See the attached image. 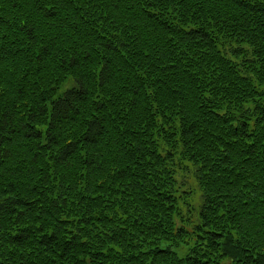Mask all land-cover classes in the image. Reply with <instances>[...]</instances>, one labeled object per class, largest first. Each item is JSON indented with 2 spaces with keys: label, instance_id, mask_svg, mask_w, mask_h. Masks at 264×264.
Returning a JSON list of instances; mask_svg holds the SVG:
<instances>
[{
  "label": "trees",
  "instance_id": "obj_1",
  "mask_svg": "<svg viewBox=\"0 0 264 264\" xmlns=\"http://www.w3.org/2000/svg\"><path fill=\"white\" fill-rule=\"evenodd\" d=\"M0 264H264V0H0Z\"/></svg>",
  "mask_w": 264,
  "mask_h": 264
},
{
  "label": "rangeland",
  "instance_id": "obj_2",
  "mask_svg": "<svg viewBox=\"0 0 264 264\" xmlns=\"http://www.w3.org/2000/svg\"><path fill=\"white\" fill-rule=\"evenodd\" d=\"M73 85V81H69L61 88L64 91L66 88ZM195 168L186 164V167L182 172L178 174V181L180 184V193L183 200L180 204L184 219L187 221L185 226L189 231L193 230V227L198 223V215L202 204L203 196L202 191L195 179ZM180 221H178V224Z\"/></svg>",
  "mask_w": 264,
  "mask_h": 264
}]
</instances>
